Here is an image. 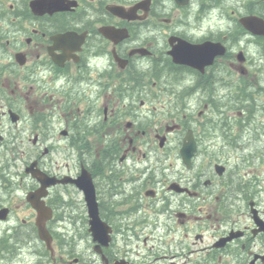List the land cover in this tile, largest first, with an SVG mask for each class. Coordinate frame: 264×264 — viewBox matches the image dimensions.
<instances>
[{"label": "flooded vegetation", "instance_id": "1", "mask_svg": "<svg viewBox=\"0 0 264 264\" xmlns=\"http://www.w3.org/2000/svg\"><path fill=\"white\" fill-rule=\"evenodd\" d=\"M247 17L264 0H0V224L36 229L39 169L59 241H93L73 183L88 172L111 241L88 261L61 243L54 264H264V123L208 124L242 118L244 88L264 110Z\"/></svg>", "mask_w": 264, "mask_h": 264}, {"label": "water", "instance_id": "2", "mask_svg": "<svg viewBox=\"0 0 264 264\" xmlns=\"http://www.w3.org/2000/svg\"><path fill=\"white\" fill-rule=\"evenodd\" d=\"M242 24L247 29L251 30L254 34H264V22L257 17L244 18L242 20ZM217 46H219L218 53H220L221 55L224 54V47H222L221 45ZM239 58L240 61L243 62V53L239 55ZM195 150V142L192 134H190L186 139V144L183 149L185 162L189 165H191V159L194 155ZM33 173V176L42 183V187L36 192L31 193L28 197V201L38 212L36 225L38 227L40 239L44 241L47 244L48 249L51 250L52 253H54L53 237L47 228V222L53 217V210L46 205V202L43 200V198L48 196V187L55 186L58 183V180L56 178L47 177L39 170H34ZM63 182L65 183V180H63ZM73 182L76 183L85 194V200L90 216V231L92 232L94 241L97 244L95 247V251L99 254H102L103 246H108L111 240V229L105 222H103L100 217L96 188L94 186L92 177L88 172H84L79 179L74 180ZM7 215L8 209H3L0 211L1 220L7 219Z\"/></svg>", "mask_w": 264, "mask_h": 264}, {"label": "rangeland", "instance_id": "3", "mask_svg": "<svg viewBox=\"0 0 264 264\" xmlns=\"http://www.w3.org/2000/svg\"><path fill=\"white\" fill-rule=\"evenodd\" d=\"M262 102H264V98L262 100ZM212 116H215L214 113H212V115H209L208 119H211ZM214 119V118H213ZM264 116L260 115V124L264 123L263 122ZM215 121H217V119H214ZM0 161H2V158L0 159ZM5 162V160H3ZM56 161V157L52 158V161L48 162L49 164L53 165L55 164ZM260 161L258 160L256 162V164H258ZM1 166V165H0ZM20 167H22V164H20ZM12 172L15 174V167L12 168ZM263 177H264V173H263ZM16 179V177H15ZM29 180L28 177H25V181ZM29 213V211L27 209L21 210L19 211L18 217L24 218L26 217V215ZM34 218V217H33ZM15 223H13V226L16 225V223H20L21 220H17V218H14L13 220ZM70 229L74 230L75 229V225L68 223L67 225ZM81 229H85V227L83 225L79 226ZM10 232L11 230H9V225L7 224H0V237H2L6 232ZM76 232V231H75ZM27 239H25V243H22L19 245V250H18V255L14 258V259H9V260H4L2 261L3 263L1 264H38L39 261V256L37 255L36 251L38 250L37 247H33V245H35V242H31L28 240V237L26 236ZM70 238H73V242L76 243L75 244V249L79 254H82L83 259L85 260H89L90 258H94V253L92 250V241L91 239H89V237H85L84 239L81 238H75L74 237V233L73 235H71ZM41 243V242H40ZM38 242V244H40ZM67 250H70V248H67ZM62 253L59 251V249H57L56 252V256L59 257ZM54 264V263H52ZM60 264V263H59ZM90 264V263H87ZM92 264V263H91ZM95 264H102V262L100 263V261L98 263Z\"/></svg>", "mask_w": 264, "mask_h": 264}, {"label": "trees", "instance_id": "4", "mask_svg": "<svg viewBox=\"0 0 264 264\" xmlns=\"http://www.w3.org/2000/svg\"><path fill=\"white\" fill-rule=\"evenodd\" d=\"M242 91L244 93L242 94V96H239L240 106L238 109L244 110L247 113L249 109L247 103L250 97L247 93V90L245 91L242 90ZM208 124H233V123L229 122V120L226 119V117H224V119H220V123L219 121H209ZM235 124H251V121L248 119H244L243 122L242 120H239ZM25 235L28 237V240L30 241V243L34 242L36 239L35 237L37 236L36 229H35V235L33 231H31L30 233L23 232L22 235L15 231L11 234L5 233L2 237H0V264L3 263L2 261L4 260L14 259L18 255L19 245L22 243H25V239H27ZM53 235L56 239V242H58L59 240L57 238V233L53 232ZM59 243L60 244L62 243V245H65V246L68 245V247H70L71 249H74V244L72 242H68V241L66 242L65 240H62V241H59ZM37 248H38L37 253L39 255L38 264H50V262L52 261L51 254L46 249V247L37 246Z\"/></svg>", "mask_w": 264, "mask_h": 264}]
</instances>
